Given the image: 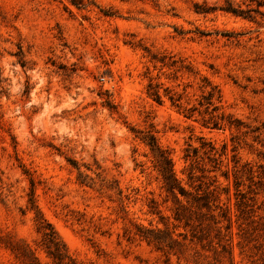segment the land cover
I'll list each match as a JSON object with an SVG mask.
<instances>
[{
    "label": "rangeland",
    "instance_id": "374dc122",
    "mask_svg": "<svg viewBox=\"0 0 264 264\" xmlns=\"http://www.w3.org/2000/svg\"><path fill=\"white\" fill-rule=\"evenodd\" d=\"M225 1L0 0V264H25L13 245L55 264L32 191L75 264H264V24L195 10ZM208 84L238 127L185 117ZM131 128L155 133L186 190L211 192L210 210L178 195L189 226Z\"/></svg>",
    "mask_w": 264,
    "mask_h": 264
},
{
    "label": "trees",
    "instance_id": "16d2710c",
    "mask_svg": "<svg viewBox=\"0 0 264 264\" xmlns=\"http://www.w3.org/2000/svg\"><path fill=\"white\" fill-rule=\"evenodd\" d=\"M77 8H86L95 5L93 0H67ZM195 10L199 14H212L217 11H222L227 14H232L237 17H242L252 22L264 24V0H250V3L243 8L242 5H236L233 0H226L224 5L221 6H209L206 3L195 4ZM152 60L164 63V58H159L157 55H152ZM176 63V62H174ZM210 85V90L207 94L202 95V100L199 102V106L186 107L183 110V114L187 118H193L196 113L205 115L203 122L205 125H212L213 128L221 127L223 124H227L229 127L236 126V120H233L231 116H225L224 113H219L220 103L222 102L221 90L217 86ZM161 87L159 84H154L152 81L148 84V95L157 102L162 101L161 99ZM167 95L170 100L177 107H181V101L183 94H180L172 89H166ZM106 104L114 108L110 102L106 101ZM227 121V123H225ZM131 130L138 134V137L145 142L154 157L155 167L161 176L163 181V187L165 190L174 198L176 207L174 209L175 220L178 222L185 221L186 226L190 225L191 218L189 214L191 207L184 205L178 195L183 196L187 199V203L191 206H196L198 209L206 208L211 209V192L204 189L203 184H200L196 189V194L189 192L182 185V182L177 177L174 161L171 153L163 149L158 141L157 136L152 130L141 131L135 128ZM140 135V136H139ZM192 175L190 179H192ZM31 209L36 211V221L38 222L39 232L42 233L43 247L46 250L48 256L54 261L55 264H75L73 259L70 257L65 242L61 239L54 226L48 222L40 210L35 206L34 192H31L30 197ZM163 218V217H162ZM162 230L146 229L142 230L139 228V236L149 243H153L158 249L164 250V248L171 247L173 241L171 238L170 242L168 238L163 239L161 237ZM11 250L14 251L19 257H22L25 264H41L36 255L28 250L26 247H18L16 245L11 246Z\"/></svg>",
    "mask_w": 264,
    "mask_h": 264
}]
</instances>
